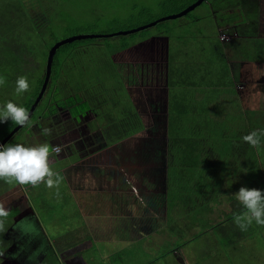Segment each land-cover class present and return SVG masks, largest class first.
I'll return each instance as SVG.
<instances>
[{"label":"trees","instance_id":"1","mask_svg":"<svg viewBox=\"0 0 264 264\" xmlns=\"http://www.w3.org/2000/svg\"><path fill=\"white\" fill-rule=\"evenodd\" d=\"M81 1L86 2V8L76 5L74 0H0V20L1 16H6L5 25L0 23V49L7 46V48H11L15 58L29 62L33 61L35 56H37L35 61L38 62L39 57L42 56L44 62V73L38 78L36 92L23 106L28 112L45 81L49 52L52 46L61 40L58 35L59 29L62 28L71 36V34L77 35L76 31L82 33L88 28H98V19L92 21L89 18L90 15H100L102 12H108L107 18L103 22L107 29L101 31L100 34L136 29L159 18L179 13L197 0ZM206 1L208 0H205L201 5ZM258 2L259 0H215L213 5L216 9H213V14L209 18L222 27L226 25L233 27L238 22L235 27L241 28L240 24L247 23L253 17H257ZM95 3L96 6H94ZM126 5L130 6V10L136 12L129 13V20L125 21V24H130V21H134L140 16L138 19L141 20L136 25L119 26L118 17H108L111 9L118 6L122 9ZM140 5L144 6L142 11L139 10ZM76 6L80 11L76 12L73 9ZM251 6L256 9L255 13L251 11ZM91 7L99 8L96 10ZM194 10L182 17L163 20L156 25H163L168 20L179 21L183 17L198 23L200 17L193 15ZM157 11L160 13L154 15ZM143 14L148 15L145 17ZM78 20L82 22L75 24L74 22ZM151 27L128 34L76 40L62 45L56 52L48 86V89L51 88L50 94L53 93V87L57 86L66 99L72 97V92H82L85 94L84 98L89 99L88 101L96 107V110L102 106L105 111L102 114L106 116V124H92L91 127L96 129L94 131L101 132L109 145L138 134L144 127L127 90L126 77H123L113 57L128 50L139 41L149 39L154 34L165 36H167L166 33L169 34V31L161 30L151 34L152 32H148ZM227 30L225 29L223 34L227 33ZM116 37L117 42H113ZM51 39H55V42L48 43ZM104 39L110 41L106 42ZM101 40L107 44H102ZM219 43V48L223 53L224 50L232 52L229 43H225L221 38ZM97 48H106V50L103 51L100 58L99 56L92 58L90 52L92 53ZM74 62L80 71L74 70ZM40 67L41 65L38 66V68ZM65 74L68 82L63 80ZM176 81V77L172 79L171 75L170 84L173 85ZM200 81H202L200 82V84L202 83L201 88L197 91L194 90L195 99L192 100L193 103H190L193 105L183 103V101L188 102V96L184 95L182 99L180 93L174 91L176 89L171 92L168 133L176 164L175 167L169 168L168 200L170 207L180 209L178 215L184 222L172 224L173 228L170 230L172 235L181 241L178 248L201 237L205 240L211 239L212 237L208 234L211 232L217 239L218 251L220 246L231 249L233 252L245 251L247 247L241 245V242L253 239L258 233L264 238V226L253 222L246 231H242L234 223V214L245 211L235 194L241 187L264 191V153L242 139L252 130L250 122L245 118V112L237 94L235 93V98L223 95L225 102L219 107L220 97L213 96L211 91L215 92V88L222 86L223 82L215 84L213 89V84L218 81L217 77L211 78V80L207 79V85L210 86V90H208L203 87L205 84L203 79ZM68 85L72 89L67 90ZM206 93L211 95L202 96ZM57 95L60 94L57 93ZM42 100L30 118L31 122L39 110L42 114L54 104L50 97L48 102L41 107ZM231 100L234 103H230ZM67 106L69 108L71 104ZM71 107L73 108V106ZM54 110L56 109L54 108ZM100 114L101 112L98 116ZM255 121L264 125L263 116H258ZM263 125L258 124V128L264 129ZM16 126L13 123L9 130L1 132L0 140L9 135ZM27 127L24 126L21 130ZM99 127L100 129H98ZM3 190H6L5 186ZM11 215L12 212H9L6 217H0V254L5 251V247L12 244L13 239L6 238L9 226L7 222ZM166 247L161 257L166 258L170 256L171 252L176 253V249L167 252ZM207 253L209 251H206ZM223 253L222 250L220 257ZM198 255L204 260L207 259L205 254L198 253ZM194 257L196 261V256ZM175 258L178 260V255ZM1 259L3 258L0 257V262Z\"/></svg>","mask_w":264,"mask_h":264},{"label":"crops","instance_id":"2","mask_svg":"<svg viewBox=\"0 0 264 264\" xmlns=\"http://www.w3.org/2000/svg\"><path fill=\"white\" fill-rule=\"evenodd\" d=\"M258 5L259 11L255 22L252 19L247 23L241 22L242 24L239 25L241 28L235 27L238 25V22L233 27L229 25L225 27L218 25V29L220 35L223 34L225 29H228L225 34L228 36V43L231 45L232 52L224 50L223 55L227 58L228 62L226 63L230 66V79L237 85L244 78H249L250 76L248 85L252 93L251 97L257 96L263 99L262 104L264 105V0H259ZM222 28L223 30H221ZM164 39L167 43V74L165 81L158 84V87L163 85V89H158L154 81L151 82L152 84L150 86H147L145 80L141 81L137 87L133 83L131 90L129 86L132 85L128 80L126 81V87L129 91L131 101L136 108L137 105L132 98V90L137 88V91H142V86L149 90L148 92L150 94L148 93V95L151 99L150 108L144 114L146 117H149V115L153 116L151 120L154 125L157 120L158 123L161 121L165 133L167 132L169 134V108L170 101L172 100V90L176 89L174 91H178L182 99L184 95L188 96V102L183 101V103L193 105L190 103H193L192 100L195 99L194 90L196 89L197 91L200 89L202 83L200 84L201 81L198 79L196 80L198 83L189 80L184 81L185 86H181L178 81L173 85L170 84V77L172 75L169 61L170 38L165 35L154 34L149 39L139 41L129 49H141L143 47V54L139 55V58H143L146 62L151 60L153 62L152 66L154 67V63L158 61L156 54L162 52L161 43ZM252 39L254 40L250 41ZM146 48L149 50L147 51ZM136 62L139 63L141 61ZM152 91L156 93L151 94ZM235 92L239 94L238 97L245 112V118H247V108L244 107L242 100V95L245 94V91L241 92V89L238 87ZM81 97L72 96L73 109L79 105L77 102L81 101ZM84 100L87 102V99L84 98ZM78 107L79 109L76 111L80 112L84 108V105ZM54 108L53 106L48 107L45 112L40 114L39 119L45 124L46 120L53 122L58 116V110H54ZM69 108L72 107L70 106ZM137 112L144 123L143 129L139 133L150 131L146 127L143 114L140 113L138 108ZM258 116L264 117V109L262 111L258 110ZM35 121L27 129L34 128L38 122ZM75 131L80 133L79 130ZM95 132L91 131L88 134L92 135ZM82 133L85 134L83 131ZM90 135L83 138L80 133L78 138L80 140L84 139L85 142L80 141L73 146L71 145L72 137L68 136L66 140L67 134L64 135V131L59 135L60 139L58 142L54 141L53 133L49 134L52 137L51 142L45 141V137L44 139L35 140V144L48 143L50 146H62V151L59 154L51 153L49 162L50 167H53L52 170L58 175L59 185L63 186V183L66 184V189L64 190L63 188H58L57 190L56 187L49 188L46 183H41L36 187L32 185H21L19 191L16 189V195H11V188L8 186L6 190H3L5 186L3 184L5 182L0 180L1 196L5 197V200L0 204L4 203L8 206L13 199L21 202L17 209L11 208L12 211H9L12 212V215L7 222L9 226L7 227L6 238L13 240L11 246L5 247L4 253L7 256L9 254L10 256L15 253L17 254L20 250L22 253L25 252L27 259L34 261L32 264H44L52 253V256L55 255V258H62L64 260L63 262L69 264H85L83 261H86V258L83 256L88 254V251L92 249L96 252L101 264L110 259L114 261V264H125L126 262L128 263V257L130 261H133L134 258L140 255V251L136 247L142 245V253H146L147 255L140 264H152L155 263V259L161 257V253L165 247L171 244L172 240L170 235H168V229L173 227L171 226L172 224H179L184 222V220L178 215L180 210L176 213L174 208L170 207L168 189L165 196L167 210L165 220L160 227L153 220L155 218L153 210L156 208L155 196H150L151 192H148L145 189L146 187L144 189L141 187V183L144 184L151 179L145 177L147 172H144V167L141 166V161L143 162L144 158L140 156L133 158V155H137L141 151H132L135 145L127 150L124 148L123 145L129 138L108 145L106 140L105 142L93 141L94 139H91ZM167 139L166 143L162 144L161 147L156 146V156L149 158V171L154 170L155 168L153 166L159 163L161 166H167L164 170L169 175V167L176 164V159L171 151V142L169 138ZM40 140L45 142H40ZM31 143L33 142H21V144L26 146L31 145ZM127 165L139 166V170L141 166L140 171L144 173L140 178L134 179L135 181L128 188L129 191L124 190L125 184L128 181L126 176H129L130 170H132ZM56 178L54 177V179ZM57 191L59 195L56 194ZM126 192L127 195L125 194ZM141 195L145 199H141L143 198ZM36 201L37 208L35 209ZM77 213L80 215H75ZM74 216L79 218L83 224L82 226L85 228L84 237L78 239V236L68 235V240L62 237L64 238L65 248H59L58 241L55 242V238L51 236L47 229H49L50 224H55L57 220L69 222L67 227L73 228L74 226L71 224V220L73 221ZM19 221L23 223V226L26 225L27 230H30L29 237L27 234H21V237L17 235L15 227ZM208 234L212 238H208L207 241L215 239L214 251V248L217 246V239L216 237L214 238L211 232ZM157 235L163 243L157 242ZM130 246L132 247L130 248ZM175 249L178 255L179 248L176 247ZM124 251L127 253V256L125 255L123 257L121 252ZM207 251L209 253L212 252L209 248ZM196 252L198 253V251ZM191 255L194 254L191 252ZM20 256H22L21 253ZM153 256L154 259L152 261L151 258Z\"/></svg>","mask_w":264,"mask_h":264},{"label":"rangeland","instance_id":"3","mask_svg":"<svg viewBox=\"0 0 264 264\" xmlns=\"http://www.w3.org/2000/svg\"><path fill=\"white\" fill-rule=\"evenodd\" d=\"M120 1V0H117ZM213 1L215 0H208L206 1L203 5L198 7L197 9L194 10L193 15L200 17V20L198 23L196 22H191L187 18H181L179 21L178 20H168L166 23L163 25H156L154 27H151L148 32H152L151 34L158 32V31H169V34L166 33L167 36L170 38V51H169V61H170V66L172 70V79L176 77L177 81L181 86H185L184 81H191V82H196V80L200 79L204 81L205 84H203L204 88H207L210 90V86L207 85V79L215 78L217 77L218 81L213 84V89L215 87V84L220 82H223L222 86H217L215 88V92L212 90V95L219 98L218 105L219 107L224 104L225 97H228V95L232 96L233 98L236 97L235 93L237 94V97L239 96L238 92H235V90L239 87L241 89V92L245 91V94L242 95V100H243V105L246 107V116L249 122L250 119V125H251V130H264L258 128L259 125H263L260 122H256L255 120L258 117V110L264 109V105L262 104L263 99L259 97L252 96L251 97V91L249 87V78H244L243 81L239 82L237 85L232 82V80L229 77V64L227 58L223 55L222 49L219 48L220 43L219 39H223L225 43H228V36L225 34H219V29L218 25L216 22L213 21V19H210V15L213 14ZM262 2V1H260ZM74 3L80 7H87L85 1L81 0H74ZM129 4H133L132 2H128ZM141 3V2H138ZM1 5H3L1 3ZM97 4L95 3L94 6ZM4 8V7H2ZM97 8L99 7H91ZM144 8L143 5H140V11H142ZM76 10V12L80 11L79 8L76 6L73 8ZM251 11L254 12L256 9H254L252 6L250 7ZM133 13L136 11L130 10V6L126 5L124 8L120 9L119 6L111 9L109 13V18L111 17H118L119 18V26H128V25H136L137 23L140 22L141 19L135 18L134 21H130V24H125V21L129 20L128 16L129 13ZM107 13L108 12H102L99 14L90 15L91 17L89 20H96L98 19V28L94 27L92 29L88 28L82 33H79L80 31H76V34H100L101 31H105L107 27L103 24L105 19L107 18ZM160 12H155L154 15L159 14ZM255 13V12H254ZM33 15V14H32ZM144 16L148 14H143ZM145 16V17H146ZM2 19L0 20V23L5 25L6 22V16L3 15L1 16ZM46 17V16H45ZM252 20L255 22L256 16L252 18ZM82 21L78 20L75 21V24H80ZM97 23V22H96ZM94 32H92V31ZM58 35L59 38L64 39L69 34H67L63 29L58 30ZM72 35V34H71ZM253 38V37H252ZM115 39V40H114ZM113 39V42H117V37ZM103 40V39H102ZM101 40L102 44H107L106 42L110 41L107 39H104L106 42L104 43ZM254 39L250 40L253 41ZM55 42V39H51L48 43H53ZM112 42V40H111ZM7 44V42H6ZM5 45V44H4ZM6 46V45H5ZM162 47V52L159 54H156L157 62L154 63V67L152 66L151 60L146 62V60H143V58H139V55L143 54V47L141 49H129L126 50L122 53H119L117 55H114V59L117 63L118 68L120 69L123 77H128V79H125L126 81L129 80V83L132 85L133 83L135 86H139V83L143 80H145L146 85L150 86L152 81H154V84L158 87V84L161 82L165 81L166 79V64H167V43L166 40L161 43ZM219 48V49H218ZM84 50V49H83ZM106 50V48L102 49H95L90 52V56L92 58H99L102 56L103 51ZM148 51L149 49L146 48ZM140 52V54H139ZM87 54V53H86ZM85 54V57H86ZM37 55V54H36ZM135 56V57H134ZM37 57V56H35ZM35 57L33 61L29 62L24 59H19L15 58L12 55L11 48H7V46L4 49H0V76L6 78V84L0 86V108H2L6 102L12 101L16 103L18 106H24L29 99L35 94L36 92V87L38 85V78L39 76L43 75V69H44V62L42 61V56L39 57V61H35ZM142 57V56H141ZM141 61V62H136V61ZM75 65L74 70L80 71L78 69V65L73 63ZM38 68V66H40ZM85 67V64H83ZM149 66V67H148ZM223 67L222 69L220 67ZM226 66V67H225ZM74 67V66H73ZM213 72V73H212ZM19 76H26L28 79L29 83V90L19 96L16 95L15 88H16V80ZM247 76V75H246ZM63 80L65 82H68L67 75L63 77ZM202 82V81H201ZM72 82H70L71 84ZM71 86L74 88L73 84ZM72 87L66 88L67 90L72 89ZM133 87L129 86V89L131 90ZM143 89L142 91H137L136 89L132 90V98L135 101L138 110L140 113L143 114V119L145 122L146 127L150 131L142 132L137 135H134L133 137H130L129 140H126L127 142L124 143V148L127 150L130 147H133L134 149L132 151L138 152L141 151L137 155H133L134 157H143L144 160L143 162L141 161V166L144 167L143 171L147 172V175H145L146 178L151 179L150 181H146L144 184L141 183L142 189H145L148 192H151L150 196H155L154 200L156 202V208L153 210V213L155 214V218L153 219L156 221L158 227H160L163 224V221L165 220L166 217V191L168 189L169 181V175L167 172L164 170L167 166H161V164L157 163L156 165L153 166L155 168L152 171H149V161L150 157H155L156 156V146L161 147L162 144L166 143L169 138V134L167 132L165 133L163 125L161 121L158 123V120L156 124L154 125L152 120L153 119L152 115H149V117H146L144 113L149 111L150 108V98L148 93L149 90L144 88L143 86L141 87ZM158 89H163V85L158 87ZM51 88L48 89V92L45 94L44 99L42 100L41 107L44 106L50 97H52V100L54 101L53 107H55L56 110H58L57 117L54 119L53 122L51 120H46V124L40 120V114L41 110H39V113H36V116L34 117L33 121H38L36 126L34 128L30 129H23L19 131L17 134H15L11 140H9L8 143L14 144L18 141L21 143L22 141L26 142H33L31 145L35 144L36 139H44L45 141H50L52 140V137L49 135H43L42 130L44 128H49L51 131L50 133H53L54 136V141L58 142L59 141V135L62 134L64 131V135L67 134V137L70 136L72 137L71 145H75L80 141H84V139L80 140L78 136L80 133L82 134L83 138L87 137L89 132L94 131L96 129H92L91 125L92 124H106V116L105 114H102V112H105L103 107L99 108V110H96V107H94L90 101L84 100L83 97H81V101L77 102V106L73 108H68V104H71L72 106V97H68L67 99L64 98L63 92L59 90L57 86L53 87V93L50 94ZM86 90V88H85ZM84 90V91H85ZM159 91V90H158ZM231 91V92H230ZM227 92V93H226ZM229 92V93H228ZM247 92V93H246ZM57 93L60 95L58 96ZM156 93L154 91L151 92ZM226 93V94H224ZM215 94V95H214ZM85 95L84 93H81L80 96ZM205 95H211L210 93L203 94L202 96ZM58 96V97H57ZM73 96V94H72ZM254 98V99H253ZM230 103H234V101H229ZM67 104V105H66ZM163 104V103H162ZM84 105V108L80 112H77L76 110L79 109L78 106ZM40 107V108H41ZM106 108V107H105ZM101 112L100 116L98 114ZM253 114V115H252ZM35 121V122H36ZM13 124L11 120H9L6 123H0V133L6 130H9L10 126ZM100 129V127L98 128ZM79 130L80 133L78 131ZM82 131L85 133L83 134ZM95 132V131H94ZM76 137V138H75ZM91 139H94L93 141L97 142H105V138H103V134L101 132H95L92 135H90ZM29 140V141H27ZM43 140H40V142H45ZM170 141V138H169ZM7 143V144H8ZM108 144V142H107ZM109 145V144H108ZM123 148V149H124ZM162 149V148H161ZM160 149V150H161ZM260 151L264 153V136L261 137V145L259 147ZM109 150V149H108ZM159 150V151H160ZM74 154V152H73ZM140 166V170H141ZM175 167V165H172ZM170 166V167H172ZM127 167L132 170H130L129 176H126L128 178V181L125 184V191H129L128 188L131 187L133 181L136 180V178H140L143 176V172H141L136 165L133 166H128ZM169 167V168H170ZM53 169V167L51 166ZM152 168V166H151ZM168 171V170H167ZM127 175V174H126ZM135 179V180H134ZM5 186H9L11 188L10 194L11 195H16V189L17 191L20 190L21 185L16 184L15 182L11 185L5 183L3 184ZM6 187V189H7ZM58 188H63L66 189V184L63 183V186L59 185ZM21 192V191H20ZM20 194V193H19ZM127 195V192L125 193ZM141 199H145L143 195H141ZM0 203L5 200L4 196H0ZM21 202H18L17 199L11 200V203L8 204H3L5 209L9 212L12 211L11 208L17 209L19 204ZM6 205V206H5ZM35 209L37 208V201L35 202ZM175 212L178 213V210L180 209H175ZM79 216L80 214L77 213L75 214ZM77 216H74L73 221L71 220V224L74 226L73 228L67 227L69 222L66 221H56L55 224H50L49 233L51 234L52 237L55 238V242L58 241V247L59 248H65V244L63 242V239L66 238L67 240L69 239L68 235H74L78 236V239L84 237V231L85 228L82 226V222L77 218ZM151 218V217H150ZM151 221L150 219H148ZM187 221V220H186ZM19 227V228H18ZM16 231L17 235L20 236L21 234H27L29 237L30 230H27L28 228L23 226V223L19 221V223L16 225ZM173 228V227H171ZM168 229V228H167ZM26 232V233H25ZM55 235V236H54ZM168 235L171 237V244L167 245V252L172 251L176 247H178L181 243L180 239L177 237H174L172 235V231L170 228L168 229ZM21 237V236H20ZM64 237V238H62ZM157 235V242L158 243H163V241L160 240V237L158 239ZM246 244V245H245ZM57 245V244H56ZM241 245L247 247V250L241 252H233L231 249H227L226 247L220 246V250L218 251V247L216 246L213 251V246H214V240L207 241L203 237L200 239H195L192 241L190 244L187 246H183L179 248L178 252V260L175 258L177 257L176 253H170V256H167L166 258L159 257L155 259V263L152 264H196L195 262L199 264H264V238L262 235L259 233L254 236L253 239L245 240L241 242ZM142 245H139L136 247L140 251V255L137 256L136 258L133 259V261L128 259V263L126 262L125 264H140L143 262V258L146 257V253H142L141 249ZM57 247V246H56ZM132 246H130L131 248ZM212 250V252L207 253L206 251ZM200 250V251H199ZM224 251V253L220 257V252ZM200 254H205V257L207 259H203L198 255ZM203 251V252H202ZM19 253H15L12 256H7L4 252L0 254V257L3 258L1 259L0 264H15L13 261L15 258L18 257L20 258V253L22 257H26L25 252L22 253L20 250L18 251ZM191 252L196 256V261L194 255H191ZM160 253V251H158ZM164 253V251H163ZM122 256L124 257L125 255L127 256V253L121 252ZM229 254V255H228ZM53 254L51 253L49 255V258L46 263L44 264H69L67 262H63L64 260L62 258H55V255L52 256ZM162 255V253H161ZM189 255V256H188ZM166 256V255H165ZM191 256V257H190ZM217 256V257H216ZM83 257L86 258V261H83L85 264H101L99 259L97 258L96 252H94L92 249L88 251V254L84 255ZM154 256L151 258L153 261ZM159 260V262H157ZM189 260V262H188ZM108 260L104 261L102 264H114V261ZM146 261V260H145ZM78 262V261H76ZM118 263V262H117ZM24 264H32L25 261ZM43 264V263H42ZM123 264V263H120Z\"/></svg>","mask_w":264,"mask_h":264},{"label":"clouds","instance_id":"4","mask_svg":"<svg viewBox=\"0 0 264 264\" xmlns=\"http://www.w3.org/2000/svg\"><path fill=\"white\" fill-rule=\"evenodd\" d=\"M6 78L0 76V86L6 84ZM29 90V83L26 76H19L16 80V95L19 96ZM11 120L21 127L31 126L28 110L18 106L12 101L0 108V123ZM49 128L42 130L43 135L50 134ZM264 130H253L242 137L243 141L250 146L259 148ZM62 146H50L48 143L24 145L21 143L0 145V180L11 185L14 182L19 185L38 186L46 183L47 187H59L58 175L50 167L49 157L51 153L59 154ZM54 177H57L54 179ZM59 195V192L56 193ZM236 199L245 209L240 214H234V223L242 230L255 222L264 226V191L256 188L241 187L235 194ZM8 211L3 204H0V217H6Z\"/></svg>","mask_w":264,"mask_h":264},{"label":"water","instance_id":"5","mask_svg":"<svg viewBox=\"0 0 264 264\" xmlns=\"http://www.w3.org/2000/svg\"><path fill=\"white\" fill-rule=\"evenodd\" d=\"M205 0H197L195 3H193L192 5H190L189 7L185 8L184 10H182L179 13L176 14H171L169 16H165L162 18H159L158 20L151 22L147 25L144 26H140L139 28L136 29H131V30H126V31H120V32H114V33H109V34H78V35H71L69 37H66L64 39L59 40L58 42H56L50 52H49V56H48V60H47V72H46V77H45V81L43 83V86L40 90V93L38 95V97L36 98L35 102L33 103V105L31 106L30 110H29V115L30 118L33 116V114L35 113L38 105L40 104L41 100L43 99L48 86H49V82L51 80V75H52V69H53V63H54V58L56 55V52L58 50L59 47H61L62 45L66 44V43H70V42H74L76 40H81V39H86V38H94V37H102V36H113V35H119V34H128V33H132V32H137L140 31L142 29L151 27V26H155L156 24H158L159 22L163 21V20H167V19H172V18H179L182 17L186 14H188L190 11H193L194 9H196L198 6H200ZM23 127L17 125L10 133L9 135H7L4 139L0 140V145H5L9 142V140H11V138L17 134Z\"/></svg>","mask_w":264,"mask_h":264},{"label":"flooded vegetation","instance_id":"6","mask_svg":"<svg viewBox=\"0 0 264 264\" xmlns=\"http://www.w3.org/2000/svg\"><path fill=\"white\" fill-rule=\"evenodd\" d=\"M82 92H79V93H75V92H72V94H73V96H80V94H81ZM82 96V95H81ZM82 97H84V95L82 96ZM89 100V99H88ZM87 100V101H88ZM25 261H27V262H29V263H34V261L32 260V259H27V256L26 257H22V256H20V258L18 257V259H15L13 262L15 263V264H24V262Z\"/></svg>","mask_w":264,"mask_h":264}]
</instances>
